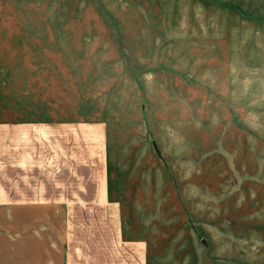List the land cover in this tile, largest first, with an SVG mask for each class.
I'll use <instances>...</instances> for the list:
<instances>
[{
	"label": "rangeland",
	"instance_id": "374dc122",
	"mask_svg": "<svg viewBox=\"0 0 264 264\" xmlns=\"http://www.w3.org/2000/svg\"><path fill=\"white\" fill-rule=\"evenodd\" d=\"M0 10L65 14L0 19L1 40L64 47L37 56L71 59L56 68L71 75L74 103L105 123L117 227L144 241L146 264H264V0H0ZM61 216L0 207V264H58Z\"/></svg>",
	"mask_w": 264,
	"mask_h": 264
},
{
	"label": "crops",
	"instance_id": "0c3cea01",
	"mask_svg": "<svg viewBox=\"0 0 264 264\" xmlns=\"http://www.w3.org/2000/svg\"><path fill=\"white\" fill-rule=\"evenodd\" d=\"M38 12L0 10V19L65 18L60 11ZM4 28L0 25V207L62 211V234L54 239L58 264H146L144 241L122 237L117 227L105 123L74 103L71 75L56 68L71 59L37 56L42 48L64 47L1 40ZM87 211L110 217L86 222Z\"/></svg>",
	"mask_w": 264,
	"mask_h": 264
}]
</instances>
